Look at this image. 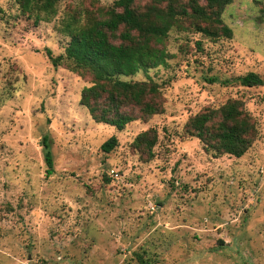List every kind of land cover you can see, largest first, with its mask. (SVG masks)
Here are the masks:
<instances>
[{"label": "rangeland", "instance_id": "374dc122", "mask_svg": "<svg viewBox=\"0 0 264 264\" xmlns=\"http://www.w3.org/2000/svg\"><path fill=\"white\" fill-rule=\"evenodd\" d=\"M113 3L59 0L35 22L0 0V264H264V85L236 80L264 79V0L224 7L230 37L197 31L193 18L174 24L159 44L166 63L126 78L154 81L160 111L135 109L121 130L81 104L92 77L66 58V25L103 19ZM230 99L255 125L240 157L206 149L188 127Z\"/></svg>", "mask_w": 264, "mask_h": 264}, {"label": "trees", "instance_id": "16d2710c", "mask_svg": "<svg viewBox=\"0 0 264 264\" xmlns=\"http://www.w3.org/2000/svg\"><path fill=\"white\" fill-rule=\"evenodd\" d=\"M58 1L15 0L22 13L35 22L53 16ZM204 1L201 4L200 0H148L139 10L135 0H114L103 19L79 27L66 25L65 31L71 37L66 58L73 62L72 70L92 77V84L83 88L80 101L95 121L121 130L137 119L135 109L143 116L160 111L154 98L159 88L154 81L126 78L166 63L168 54L159 44L181 19L193 18L195 29L207 36H231L232 30L223 23L221 14L233 0ZM47 53L53 65L61 64L63 55L54 57L50 51ZM236 80L247 87L264 85V79L255 72H247ZM188 127L206 149L235 157L242 156L250 147L255 131L254 123L237 99L197 113L189 119ZM136 140L145 142L150 153L154 141L147 137V132L139 134ZM42 145L46 173L51 174L53 158L46 137ZM116 145L117 138L112 135L101 144V149L110 152Z\"/></svg>", "mask_w": 264, "mask_h": 264}]
</instances>
